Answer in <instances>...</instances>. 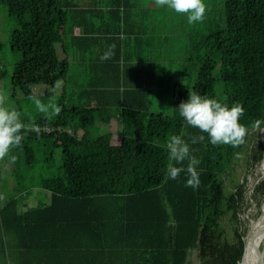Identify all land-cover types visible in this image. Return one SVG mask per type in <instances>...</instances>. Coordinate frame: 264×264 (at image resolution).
<instances>
[{
  "label": "trees",
  "instance_id": "obj_1",
  "mask_svg": "<svg viewBox=\"0 0 264 264\" xmlns=\"http://www.w3.org/2000/svg\"><path fill=\"white\" fill-rule=\"evenodd\" d=\"M2 6L15 20L11 49L20 55L11 77L13 89L30 98L39 85L54 88L50 84L56 79L66 91L71 54L77 46L85 47L88 10L76 0H0ZM75 27H81L83 35L74 36ZM119 27L113 32H121ZM192 37L178 73L183 70L191 82H175V73L130 83L119 64L125 61L120 42L115 59L96 61L113 76L83 86L87 94L102 92L107 99L88 105L75 100L70 107L60 106L54 116L41 114L34 122H24L31 125L20 145L26 164L31 166L36 158L32 145L52 138L62 149V173L55 175L50 165L51 175L36 186L13 168V195L0 194V264H190L194 250L200 264L241 263L249 233L239 219L247 180L237 182L228 194L223 176L247 148L250 169L264 157L262 137L250 134L256 120L264 121V0H224L222 23L209 27L205 36ZM79 52L85 59V50ZM165 86L172 88L171 115L152 111L155 96ZM189 92L229 107L241 105L239 122L247 128L244 143L212 145L205 139L191 144V137L201 133L176 109ZM117 118L122 119L117 145L110 131L95 138L86 131ZM72 123L86 133L79 135ZM46 127L50 133L42 131ZM173 135L188 142L199 161L200 184L195 190L185 186L186 172L177 180L165 175ZM16 159L13 149L0 158V186L8 183L2 164ZM34 189L47 193L49 202L29 207ZM252 197L259 207L263 181ZM227 217L230 224L225 226Z\"/></svg>",
  "mask_w": 264,
  "mask_h": 264
},
{
  "label": "rangeland",
  "instance_id": "obj_2",
  "mask_svg": "<svg viewBox=\"0 0 264 264\" xmlns=\"http://www.w3.org/2000/svg\"><path fill=\"white\" fill-rule=\"evenodd\" d=\"M153 3L155 4L154 1ZM204 3L206 5V14L204 20L192 25L187 23L186 15L177 14L170 9L163 10V12H166V16L164 19L160 20L162 24H160L159 28L163 27L166 30L167 27L165 25L168 24V27L172 28V34H174V36L170 37V52L168 54L170 60H182V58L187 56V54L189 56V53H187L186 50V43H188V40L191 39L194 34L196 35V37H198V35H207L209 27H211V29L218 27V25L222 23V20H224V0H204ZM183 27L184 31L181 33ZM185 27H187V30H185ZM14 28L15 20L9 17V15L7 14V9L4 6L0 7V103H2L4 107L15 108L21 113L23 122L27 123L34 122L41 114L54 116L56 113V109H58L62 105H67L68 107H70L75 101L73 100L74 95H72L71 93L72 87H70V84L72 85V80L74 78H78V81L80 83L79 88L83 87L81 85H84L83 83L87 81V71L84 72V68L82 67L77 68L75 64L72 65V69L70 71L71 79H69L68 81V86L65 85L67 86L66 91H64V83H59L55 88H51L42 84L34 89L35 97L39 98L47 107L46 112L38 111L32 101L27 98L19 89H13L11 77L14 65L20 58V55L13 52L11 49L10 38ZM194 38L195 37H192V39ZM201 52L203 54L206 53V49L204 46L202 47ZM59 56L60 58L64 57L60 51ZM71 56L74 58L73 53L71 54ZM180 70L181 67L176 68L173 72V75L175 73H180ZM78 72L81 73L82 77L77 74ZM182 73L183 78L181 77ZM182 73L178 74L179 78L176 75V78L174 79L175 82L184 81V83L187 84L188 82L192 81V79L187 78V75L184 74L183 70ZM162 89L163 91L161 92V94L155 96L156 99L152 103V111L155 113H164L165 115H171L173 114L172 88L171 86H165ZM67 114H69V112ZM68 119L71 118L69 117ZM121 123L122 119L117 118L116 120H112L109 125L96 123L95 125L89 126L86 131L90 133L91 138H95L107 133L110 129L112 130V132H110L114 137L113 144L117 145L120 143V139L122 137ZM71 126L77 129L79 135L86 133L80 128L78 123H72ZM257 133L260 134V138L262 137L264 139V128L262 130L255 128L251 131L250 134L256 136ZM32 146L34 147L36 158L32 161L31 166L26 164V160L24 157H21L23 152L20 149V146H18L16 148H13V156L17 157L16 163L8 160V162H4V164H2V170L6 167L10 170H13V168H17L18 173L20 171V173L27 179V181H30L31 183H33V185L36 186L39 184L41 178L51 175L47 171L48 166H52L51 172H54L55 175H59L62 173V149L54 143L52 138L41 139V141L35 142V144ZM248 152L249 148H247L246 151L235 158L233 165L228 168L225 175L223 176V181L225 190L229 194L234 191L235 184L246 177L248 193L242 204L239 219L242 223H244V227L246 229H252V231H255L259 226L262 218H260L253 224L252 222L258 216L264 199H262L263 201H261L258 207L257 202L252 200V194L254 193L256 186L261 181L264 182V172L262 171L264 157L260 164L254 166L253 169H250L246 164ZM51 156L53 157V159H50ZM47 158L51 160L49 161L50 164L49 162H47ZM8 177L7 175H5L7 181ZM8 183L5 184L2 181V185L0 186V194L4 192L5 198L13 195V184H15V181L12 180V186L9 185L10 183ZM31 194L32 197L29 200V207L37 206L39 203L49 202V197L46 195L47 193L39 189H34ZM1 201L2 199L0 198V202ZM224 224L225 226L230 224L229 217L225 218ZM260 246L261 249H263L261 243L257 246L258 249ZM253 250L251 249L249 251V253H251V256L254 254ZM189 261L190 264H200V260L197 256L196 250L191 252Z\"/></svg>",
  "mask_w": 264,
  "mask_h": 264
},
{
  "label": "crops",
  "instance_id": "obj_3",
  "mask_svg": "<svg viewBox=\"0 0 264 264\" xmlns=\"http://www.w3.org/2000/svg\"><path fill=\"white\" fill-rule=\"evenodd\" d=\"M76 1L88 10L89 18L85 31L87 36V39L84 40L85 47H76L75 50L78 53L74 50L75 55L73 53L72 64H75L77 68H84V72L87 71V81L83 83L84 85L93 84V82L99 84L113 76L108 71L107 66L103 65L102 62H97L101 60L100 57L108 50L109 46H115L114 53L116 55L120 49V42L125 47H122L125 61L121 60L119 64L126 69L125 78L132 84L138 83L143 76L146 79L151 77L157 80L159 77L172 76L174 70L180 68V59H169L170 37L174 34H172V28L168 27V24L165 25L166 30L163 27L159 28L162 24L160 20L165 18L166 12H163L164 8H157L153 3L154 0ZM118 25H120L121 32L114 33L113 30ZM183 31L184 27L181 33ZM83 33L81 27L74 28V36H81ZM79 50L81 52L85 50L87 53L85 59L80 55ZM114 56L112 58L115 59ZM83 61L86 63L83 64ZM77 74L82 77L81 73L78 72ZM79 85L78 78H74L71 85L73 100L88 105L90 101L102 102L109 97L102 92L98 95L87 94L83 87L79 88ZM50 86L57 87L58 80L54 79ZM109 131L112 132L110 129ZM11 172L12 170L9 168H5V175L9 176L7 182L12 186Z\"/></svg>",
  "mask_w": 264,
  "mask_h": 264
},
{
  "label": "clouds",
  "instance_id": "obj_4",
  "mask_svg": "<svg viewBox=\"0 0 264 264\" xmlns=\"http://www.w3.org/2000/svg\"><path fill=\"white\" fill-rule=\"evenodd\" d=\"M154 2L158 8L170 9L177 14L186 15L187 23L190 25L202 22L205 18L204 0H154ZM114 47V45L109 46L100 59L102 61L112 59L115 55ZM29 99L38 111H47V107L39 98L32 96ZM176 109L188 126L198 129L201 133L191 137V144L203 142L205 139L212 145L235 146L244 143L247 128L239 122L244 114L241 105L234 104L229 107L215 98L189 92L188 98ZM56 111L58 112L59 109ZM262 124L264 121L256 120L253 127L260 128ZM30 127L31 125L23 122L19 111L4 107L0 103V158L8 156L10 149L21 145L24 131ZM168 156L170 163L165 169L167 179L177 180L182 172H186L185 186L193 190L197 189L200 184V174L197 171L199 161L191 154L190 144L180 135L171 136L168 143ZM186 160L188 163L185 168L183 165ZM173 161L175 163H172Z\"/></svg>",
  "mask_w": 264,
  "mask_h": 264
},
{
  "label": "bare ground",
  "instance_id": "obj_5",
  "mask_svg": "<svg viewBox=\"0 0 264 264\" xmlns=\"http://www.w3.org/2000/svg\"><path fill=\"white\" fill-rule=\"evenodd\" d=\"M262 171L264 172V161H263ZM249 238L250 239L248 241V246H247V249L245 251L244 260L242 261V264H264V218H262L259 226L257 227V229L255 231H252V229H251V233H250ZM253 243H255V244H253ZM260 243L262 244V247H263L262 255H261L262 256V262L261 263H260V261H258V256L256 253V247ZM251 249L252 250L255 249V250H253L254 254L252 256H251V253H249V251Z\"/></svg>",
  "mask_w": 264,
  "mask_h": 264
},
{
  "label": "water",
  "instance_id": "obj_6",
  "mask_svg": "<svg viewBox=\"0 0 264 264\" xmlns=\"http://www.w3.org/2000/svg\"><path fill=\"white\" fill-rule=\"evenodd\" d=\"M262 141H263V143H264V139L262 138ZM260 218H264V202H263V205L261 206V209H260V212H259V214H258V216L254 219V221L252 222V224L254 223V222H256V221H258ZM252 226V225H251ZM251 229V228H250ZM250 233H251V230H249V233H248V236H247V238H246V248H245V251H246V249H247V246H248V241H249V237H250ZM255 240V239H254ZM255 242V241H254ZM253 244H255V243H253ZM257 246V245H256ZM255 246V247H256ZM256 253H257V256H258V261H260V263L262 262V249H261V246L259 247V249L256 247ZM244 255H245V253H244ZM244 255H243V259H244ZM242 259V260H243ZM240 264H242V261H241V263Z\"/></svg>",
  "mask_w": 264,
  "mask_h": 264
},
{
  "label": "built area",
  "instance_id": "obj_7",
  "mask_svg": "<svg viewBox=\"0 0 264 264\" xmlns=\"http://www.w3.org/2000/svg\"><path fill=\"white\" fill-rule=\"evenodd\" d=\"M36 130H38V128H36ZM42 131L44 132V133H50L51 132V130L49 129V128H42ZM0 176H1V172H0ZM1 179V178H0Z\"/></svg>",
  "mask_w": 264,
  "mask_h": 264
}]
</instances>
